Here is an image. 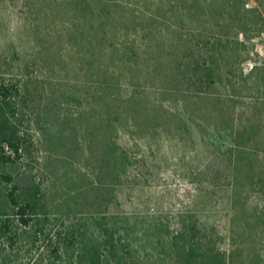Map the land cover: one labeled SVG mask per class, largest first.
I'll return each mask as SVG.
<instances>
[{"label": "rangeland", "instance_id": "1", "mask_svg": "<svg viewBox=\"0 0 264 264\" xmlns=\"http://www.w3.org/2000/svg\"><path fill=\"white\" fill-rule=\"evenodd\" d=\"M0 80L26 97L14 172L53 233L104 218V264H215V242L264 264V0H0ZM216 156L230 182L207 201Z\"/></svg>", "mask_w": 264, "mask_h": 264}, {"label": "trees", "instance_id": "2", "mask_svg": "<svg viewBox=\"0 0 264 264\" xmlns=\"http://www.w3.org/2000/svg\"><path fill=\"white\" fill-rule=\"evenodd\" d=\"M216 68L206 66L203 69L207 81L212 82L214 74L218 77ZM19 91L16 84L0 80V168L10 169L0 173V264H56L58 260L69 264H104L102 249L109 243L105 238H113L104 218L93 224L92 231L87 226L76 229L75 225H68L63 231L53 233L50 218L42 213L45 204L41 184L33 175L24 180L14 172L16 166H22L32 147V141L26 140L20 131L18 99L24 102L26 97ZM117 157L123 163H129L123 149ZM154 167L152 162L142 166L141 175L147 179L153 175ZM204 171L197 184L206 194L207 201L213 200L214 196L218 200V193L230 182L231 172L226 160L216 156ZM190 237L194 238V235L191 233ZM44 241H48L45 247ZM207 250L209 262L226 264L225 252L216 242L215 256H211V248ZM67 251L73 254L70 258H67ZM187 256L193 259L195 253L188 251Z\"/></svg>", "mask_w": 264, "mask_h": 264}]
</instances>
